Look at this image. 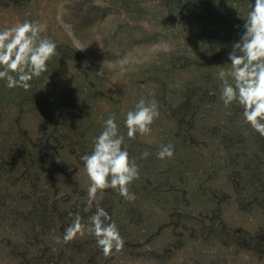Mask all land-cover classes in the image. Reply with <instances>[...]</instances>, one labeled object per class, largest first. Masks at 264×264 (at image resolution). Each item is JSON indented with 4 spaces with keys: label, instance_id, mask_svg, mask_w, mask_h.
I'll return each instance as SVG.
<instances>
[{
    "label": "rangeland",
    "instance_id": "obj_1",
    "mask_svg": "<svg viewBox=\"0 0 264 264\" xmlns=\"http://www.w3.org/2000/svg\"><path fill=\"white\" fill-rule=\"evenodd\" d=\"M249 2L0 0V31L39 21L57 45L28 90L0 80V264H264V137L218 78ZM141 98L160 115L129 139ZM112 114L140 176L134 201L103 193L125 240L105 256L90 234L62 237L95 212L81 157ZM167 144L174 156L158 159Z\"/></svg>",
    "mask_w": 264,
    "mask_h": 264
},
{
    "label": "clouds",
    "instance_id": "obj_2",
    "mask_svg": "<svg viewBox=\"0 0 264 264\" xmlns=\"http://www.w3.org/2000/svg\"><path fill=\"white\" fill-rule=\"evenodd\" d=\"M248 7L243 20V33L239 41L232 45L228 56L231 70L221 67L218 78L222 81L220 93L225 106L233 103L242 106L245 122L264 137V0H255L254 4L249 2ZM46 29V23L24 21L0 31V80H5L8 88L28 90L34 77L47 72V62L57 55V45L41 35ZM159 115L154 99L141 98L135 108L126 114L127 137L133 139L137 134H150L151 126ZM148 155L145 151L140 158L145 159ZM173 156L172 144L162 145L157 153L160 160ZM81 159L90 181L84 211L89 212L95 206V212L88 216L87 222L76 213L62 240L68 243L87 233L95 237L105 256L113 251L120 252L125 240L109 213L100 206V200L105 190L114 189L125 200L134 201L136 196L130 191V185L139 179L140 170L135 159L129 157L115 114L104 121L102 132L94 140L93 150Z\"/></svg>",
    "mask_w": 264,
    "mask_h": 264
},
{
    "label": "trees",
    "instance_id": "obj_3",
    "mask_svg": "<svg viewBox=\"0 0 264 264\" xmlns=\"http://www.w3.org/2000/svg\"><path fill=\"white\" fill-rule=\"evenodd\" d=\"M246 9H247V5H246Z\"/></svg>",
    "mask_w": 264,
    "mask_h": 264
}]
</instances>
